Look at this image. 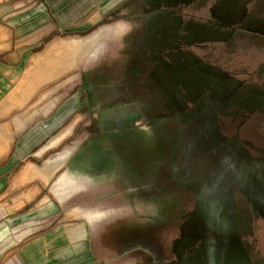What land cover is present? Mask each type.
Wrapping results in <instances>:
<instances>
[{"label":"rangeland","instance_id":"374dc122","mask_svg":"<svg viewBox=\"0 0 264 264\" xmlns=\"http://www.w3.org/2000/svg\"><path fill=\"white\" fill-rule=\"evenodd\" d=\"M97 2L70 0L60 11L76 8L75 15L63 23L53 16L26 34L0 30L2 59L10 66L0 71L9 81L0 119L23 113L29 127L38 123L52 137L75 128L58 143L57 151L65 147L58 154L69 151L58 170L79 148L104 151L106 169L121 177L112 189L122 188L134 204L127 217L133 219L124 222L134 223V253L122 258L148 264L178 255L187 264H247L258 253L245 246L234 218L249 205L264 210V84L250 70L226 72L231 59L225 54L206 62L199 43L210 44V36L199 38L194 19L213 17L211 6ZM103 25L111 32L97 44L80 51L68 46ZM243 40L223 42L238 48ZM13 51L18 56L8 55ZM65 173L80 180L75 170ZM68 188L63 193L70 195L82 183ZM166 229L175 244L170 252Z\"/></svg>","mask_w":264,"mask_h":264},{"label":"crops","instance_id":"0c3cea01","mask_svg":"<svg viewBox=\"0 0 264 264\" xmlns=\"http://www.w3.org/2000/svg\"><path fill=\"white\" fill-rule=\"evenodd\" d=\"M109 1L98 0L97 4L101 6ZM196 1L201 2L202 8L211 6L215 12L213 17L194 19L199 29H196V34L200 39H207L208 35L210 39L214 38L213 41L208 39L210 44H202L204 40H200V48L207 51L206 62L211 65L217 60L218 63L225 54L231 59L224 68L226 72L244 73L250 70L255 73V80L264 84V0ZM69 2L0 0V30L14 32L24 28L26 34L27 29L49 23L56 15L63 23L76 14V8L60 11ZM96 32L101 33V40L109 36L111 28L103 25L91 33ZM237 35L244 37L240 47H228L229 42H223L224 39L233 41ZM39 37L41 39L43 36ZM106 43L108 46L109 42ZM224 43L227 48L222 47ZM11 46L12 43L8 51L12 49ZM4 53L0 51V71L10 67L2 59ZM8 55L18 56V52L13 51ZM8 83V80L0 79V98L4 96ZM26 120L23 113L0 119V132L3 134L0 136V264H134L131 259L122 258L128 251L131 257L134 253V223H124L133 219L127 218L133 216L134 212L130 199L132 195L129 197L121 193L122 188L112 189L113 184L122 185L118 181L121 177L116 171L106 169V161L102 159L104 151L101 148L92 150L83 147L73 151L65 164L44 184L42 175L34 172L35 166L65 147L57 151L58 144L38 154L52 134L44 131L38 123L29 127ZM74 133L75 128L66 139L73 137ZM67 169L81 174L77 184L81 182L82 188L70 195L61 194L62 200H59L60 197L50 191V186ZM106 195L113 196L104 198ZM75 209L77 213L72 214L70 211ZM263 215L261 207L250 205L239 208L235 213L234 220L242 241L247 248H253V255L258 253L248 263L264 264ZM166 232L164 245L170 252L175 244L169 239L170 230L166 229ZM124 246L129 250H124ZM187 262L173 255L152 260L148 264Z\"/></svg>","mask_w":264,"mask_h":264},{"label":"bare ground","instance_id":"6f19581e","mask_svg":"<svg viewBox=\"0 0 264 264\" xmlns=\"http://www.w3.org/2000/svg\"><path fill=\"white\" fill-rule=\"evenodd\" d=\"M104 31L105 30H103L101 33H103ZM101 33L96 32V33H91V34H88L85 36H79L76 38L69 39L68 40V46L73 48V50H78V51L86 49V48L94 45L99 40ZM55 47H56L55 42L50 44L48 46V49H47L48 52L53 51L55 49ZM46 53H47V51H46ZM71 64H70V66H71ZM71 132H72V128H66V129L60 131L59 133H57L56 135L51 137V139L45 145H43V147L38 152V154H41L43 151L58 145L61 138L70 135ZM68 154H69V151L66 150L63 153H59V154L57 153L56 155L49 157L47 160H45L43 165L35 166L34 172L42 175V181L43 182H45L46 180L48 181L49 179L52 178L53 174L58 170V168L64 163ZM76 181H78V179L71 177L67 173H63L62 175L58 176L55 179L53 186H51L53 192L55 193L54 195H56V197H60L61 194H64L63 192H64V190H66V188L69 187L68 189H72V188H70V186H72V184H74V182H76ZM68 191L69 190H66L65 192H68ZM67 195H69V194H67ZM65 196H66V194H65ZM59 200H62L61 197ZM75 210H73V211H75ZM73 211L71 210L70 212H72V214L77 213V210H76V212H73ZM74 216H76V215H74ZM68 218H69V216H68Z\"/></svg>","mask_w":264,"mask_h":264},{"label":"flooded vegetation","instance_id":"af4514ba","mask_svg":"<svg viewBox=\"0 0 264 264\" xmlns=\"http://www.w3.org/2000/svg\"><path fill=\"white\" fill-rule=\"evenodd\" d=\"M79 99V98H78Z\"/></svg>","mask_w":264,"mask_h":264}]
</instances>
